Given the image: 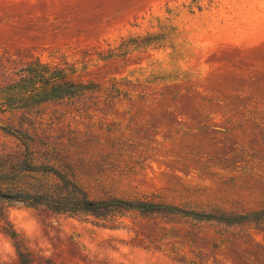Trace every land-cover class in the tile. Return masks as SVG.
Masks as SVG:
<instances>
[{
  "label": "rangeland",
  "instance_id": "obj_1",
  "mask_svg": "<svg viewBox=\"0 0 264 264\" xmlns=\"http://www.w3.org/2000/svg\"><path fill=\"white\" fill-rule=\"evenodd\" d=\"M0 105V264H264V0H0Z\"/></svg>",
  "mask_w": 264,
  "mask_h": 264
},
{
  "label": "trees",
  "instance_id": "obj_2",
  "mask_svg": "<svg viewBox=\"0 0 264 264\" xmlns=\"http://www.w3.org/2000/svg\"><path fill=\"white\" fill-rule=\"evenodd\" d=\"M18 76L19 80L11 83L10 86H8L9 90L5 91V93L11 91V89L18 90L21 93L31 92L33 93L31 101L36 104L47 101L63 100H66L67 102H75L77 99L81 98V95L84 94V92L93 88L89 83L74 81L69 78L66 75L64 68L49 63H43L39 59L30 61L22 66L18 70ZM1 107L2 105H0V111L2 110ZM0 126L7 128L10 132L18 135L20 138L25 135L10 126H5L1 123ZM24 143L28 148V144L25 140ZM51 170L63 180L64 184L73 194L72 200L66 206L67 210L76 211L81 209V207L86 209L98 207V205H95L96 202L89 200L86 197V194L83 191L81 192V188H79L74 182L64 179V177L56 172L54 168H51ZM248 217L249 216L247 215H241L227 219L232 222H240L248 219Z\"/></svg>",
  "mask_w": 264,
  "mask_h": 264
},
{
  "label": "water",
  "instance_id": "obj_3",
  "mask_svg": "<svg viewBox=\"0 0 264 264\" xmlns=\"http://www.w3.org/2000/svg\"><path fill=\"white\" fill-rule=\"evenodd\" d=\"M107 203H110V204H119V205H122V206H125V207H128V208H138V209H146L147 207H160V205H141V204H132L130 202H127V201H124V200H120V199H113V200H110L109 202H96L95 205H98V206H102V205H105ZM166 208H169V209H172V210H176V211H181V209H178L176 207H173V206H168Z\"/></svg>",
  "mask_w": 264,
  "mask_h": 264
}]
</instances>
